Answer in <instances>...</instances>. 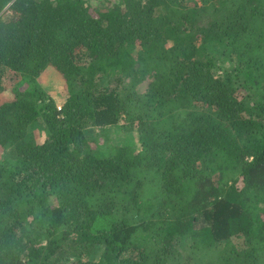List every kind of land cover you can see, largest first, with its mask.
Instances as JSON below:
<instances>
[{"label": "trees", "instance_id": "16d2710c", "mask_svg": "<svg viewBox=\"0 0 264 264\" xmlns=\"http://www.w3.org/2000/svg\"><path fill=\"white\" fill-rule=\"evenodd\" d=\"M0 264H264V0H0Z\"/></svg>", "mask_w": 264, "mask_h": 264}, {"label": "rangeland", "instance_id": "374dc122", "mask_svg": "<svg viewBox=\"0 0 264 264\" xmlns=\"http://www.w3.org/2000/svg\"><path fill=\"white\" fill-rule=\"evenodd\" d=\"M95 3V0H89ZM4 86L14 84L18 78L14 77L11 73L5 77ZM46 92L53 98L57 106H61L66 99V91L62 83H56L45 87ZM42 125L40 124L39 127ZM85 136L92 141V144L99 154H106L112 151V147L118 145H128L132 148H137L138 143L134 131H126L120 123L113 125H102L100 127H93L86 124L84 126ZM44 137L45 132H42ZM42 139V137H41ZM5 154L2 153L1 157Z\"/></svg>", "mask_w": 264, "mask_h": 264}, {"label": "clouds", "instance_id": "9594fccd", "mask_svg": "<svg viewBox=\"0 0 264 264\" xmlns=\"http://www.w3.org/2000/svg\"><path fill=\"white\" fill-rule=\"evenodd\" d=\"M59 107V106H58Z\"/></svg>", "mask_w": 264, "mask_h": 264}]
</instances>
